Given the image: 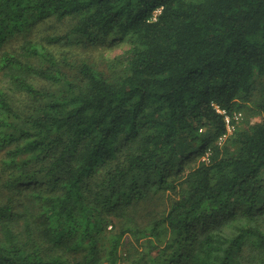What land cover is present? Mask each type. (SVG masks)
<instances>
[{
	"label": "trees",
	"instance_id": "trees-1",
	"mask_svg": "<svg viewBox=\"0 0 264 264\" xmlns=\"http://www.w3.org/2000/svg\"><path fill=\"white\" fill-rule=\"evenodd\" d=\"M46 17L71 19L48 44L128 41L124 72L71 78L31 37ZM0 51L26 98L0 83V264H264V87L205 137L264 81V0H0Z\"/></svg>",
	"mask_w": 264,
	"mask_h": 264
},
{
	"label": "rangeland",
	"instance_id": "rangeland-1",
	"mask_svg": "<svg viewBox=\"0 0 264 264\" xmlns=\"http://www.w3.org/2000/svg\"><path fill=\"white\" fill-rule=\"evenodd\" d=\"M160 12V9H157L155 11V16ZM154 16V17H155ZM71 23V19H57L55 17H46L44 19H41L37 22L35 27L32 30L31 37H34L35 39H39L43 41L44 43H47L46 38H48L49 35H62L67 32L69 29ZM78 40L77 38H75ZM24 43V40L17 37L12 39L11 41L7 42L3 50H9V51H15L16 53L21 55L22 52V44ZM51 51L54 52L56 55L57 61L60 65L65 64V61H68V63H72L74 65H71L70 67H63L64 71H67L70 77H74L75 68L78 64H80L83 61L90 62L94 64L99 70H103L108 75H120L124 72V64L123 62H120V59L126 58L130 53V43L128 41H115L112 40L110 37L105 38H97L95 40H87L84 39L83 41L76 42L73 40V42H65L62 41L61 43H51L46 44ZM3 51H0V58ZM23 59L29 61L30 63H33L35 65H38L41 61L38 60L35 57H25L23 56ZM44 66L48 67L46 62L43 64ZM69 66V65H68ZM72 67V68H71ZM55 68V67H53ZM32 81L39 87L44 88H50V89H56V86L54 83L50 80H46L41 77H32ZM0 83L6 88V90L10 93L13 100L17 103L20 102L23 103L26 101V98L23 93L19 91H13L11 89V84L9 82V78L4 74V71L0 68ZM264 87V81L262 79H259L256 83V88L254 93L252 94V97L250 101H247V107L242 110H238L236 112H240L241 114H237L238 118L235 117L234 124L235 127L226 133H224L221 136L216 137L214 130H208V134L205 137L207 138V143L210 145L215 143H223L227 137L232 135L234 131L239 128L240 126L245 125V121L249 119L251 122L258 120V116H255V113L253 110H251V106H255V100L259 96L261 89ZM250 107V108H249ZM203 132L206 130V128L202 129ZM207 156L201 155L197 152V150H193L191 153L185 157L184 162L185 170L190 168L191 165L194 163L204 159ZM181 161V163H183ZM1 183V180H0ZM3 186H0V189L4 191L1 195L2 202H5L7 198L11 195L10 190L6 188H2ZM14 200L18 198V194H15L13 196ZM240 264H260L257 260H250L243 262L241 261Z\"/></svg>",
	"mask_w": 264,
	"mask_h": 264
},
{
	"label": "built area",
	"instance_id": "built-area-1",
	"mask_svg": "<svg viewBox=\"0 0 264 264\" xmlns=\"http://www.w3.org/2000/svg\"><path fill=\"white\" fill-rule=\"evenodd\" d=\"M218 110H219V112H221V113L224 114L225 121H226V125H227V130L228 131H231L235 127V124H234L235 117L238 118V115L237 114H241V113L240 112L238 113V112L235 111L232 115H230L224 109L218 108Z\"/></svg>",
	"mask_w": 264,
	"mask_h": 264
}]
</instances>
